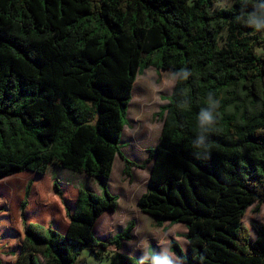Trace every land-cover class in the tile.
<instances>
[{
	"label": "trees",
	"instance_id": "trees-1",
	"mask_svg": "<svg viewBox=\"0 0 264 264\" xmlns=\"http://www.w3.org/2000/svg\"><path fill=\"white\" fill-rule=\"evenodd\" d=\"M222 1L0 0V180L62 168L95 178L101 191L68 196L53 178L61 230L27 220L29 182L21 243L4 247L8 264H76L84 250L108 264L167 260L118 252L132 223L106 242L92 234L117 208L108 189L116 157L130 179L132 168L151 165L137 207L186 226L188 254L170 242L184 264H264V219L251 224L252 240L242 222L264 205V52L255 51L264 45V0ZM150 67L175 81L157 113V142L136 164L120 140L133 85ZM150 110L142 100L135 126ZM138 131L129 136L147 142Z\"/></svg>",
	"mask_w": 264,
	"mask_h": 264
},
{
	"label": "rangeland",
	"instance_id": "rangeland-1",
	"mask_svg": "<svg viewBox=\"0 0 264 264\" xmlns=\"http://www.w3.org/2000/svg\"><path fill=\"white\" fill-rule=\"evenodd\" d=\"M231 1L223 0L218 4H220L221 8H225L231 4ZM260 36L264 39V30L261 31ZM255 51L257 54H262L264 45L262 48H256ZM174 81L171 71L156 72L152 67L143 70L137 76L127 108L126 125L123 128L120 140V150L127 160L141 164L144 161L143 159L146 158V150L155 146L162 126L161 118L157 116V113L162 106L167 104V98L172 91ZM142 100L148 101L151 110L144 118V124H140L138 127L132 121L138 112V106ZM140 127L142 128L140 129ZM137 128L139 130L137 135H149L147 142H136L129 136L135 133ZM144 128L145 130H142ZM123 169V161L116 157L108 185L111 187L109 191L112 195L118 198L120 206L115 211L104 212L96 221L92 234L98 241L106 242L108 239L101 237H114L122 233L127 226V219L129 217L134 218L133 215L125 216L124 211H127L126 209L132 204L135 206V202L147 182V170L143 169L141 171L138 170L139 168L134 167L135 172L133 175L135 180L132 183L131 179L123 174ZM53 178L57 179L62 187L65 186V192H67L68 196H74L78 187L86 188L96 195L101 194L95 178L62 168H49L43 176L22 172L0 180V236H3V240L4 237L6 238V242L0 241V259L3 263L8 264L13 260L12 256L5 254L8 248L4 247L11 243H21L19 207L24 197L25 187L29 182L32 183V190L26 208L27 220L45 226L53 223L54 227L61 230L65 228L66 219L63 215V210L57 198L53 195ZM263 207L264 205L261 206V208ZM249 217L250 215H245L243 222L249 226L250 239L252 240L254 233L248 222ZM134 223L138 224L139 222L135 219ZM7 234H12L11 238L17 239L13 241ZM129 244L126 241L122 251L126 252L127 249L129 250ZM1 249H4V251H1ZM109 251L117 252L116 249H111V247ZM130 256L135 259L138 258L134 254ZM76 264H108V262L104 258L95 259L87 250H84L78 256Z\"/></svg>",
	"mask_w": 264,
	"mask_h": 264
},
{
	"label": "crops",
	"instance_id": "crops-1",
	"mask_svg": "<svg viewBox=\"0 0 264 264\" xmlns=\"http://www.w3.org/2000/svg\"><path fill=\"white\" fill-rule=\"evenodd\" d=\"M143 160H145V159H143ZM114 162H115V160H114ZM150 167H151V165L149 164L143 168V169L147 170V172H148V174L146 175L147 182H146L143 190L140 192L139 196L142 193H144L146 190V187L148 184V179H149V174H150ZM143 169H138V170L142 171ZM134 170H135L134 168L131 169V182L132 183L135 180L134 175H133L135 172ZM122 171H121V174H122ZM112 172H113V167H112ZM112 172L110 174L108 183L111 180ZM27 173L33 174L30 172H27ZM138 187H140V185H138ZM108 188H109V190H111V187L109 185H108ZM136 203H137V200L135 202V206H134V204H132L129 206V208L126 209L127 211H124L125 216H129V215L134 216V218L129 217L127 219L128 222L126 224V225H129L130 223H132V225H131L132 230L130 232V239L127 240L130 243L129 244V250L127 249L126 252L122 251L123 246L126 243V241H123L121 243V247L118 250V252L126 254L128 256L134 254V255L138 256V258H141L144 260H150L153 256H158L161 259H163V258L168 259L169 262L172 264H184V262L182 260L178 259L176 257V255L170 249V242L175 241L178 244V246L180 247L182 253L186 256L188 254V250H189L188 241L186 239V233H187L186 226L183 223H170L169 221H160L157 218L151 217L147 214L144 215V213H142L138 209ZM119 206H120V204H119V200L117 198V208ZM252 212H253V210L250 207L246 210V213H245V215H250L249 220H248L250 225L252 223H260L263 221V219H264V207L263 208L260 207V209L257 213L253 212L252 215H256V216H252L251 215ZM135 219L138 220V222H139L138 224L134 223ZM242 222H243V219H242ZM243 224L250 231L249 226L246 225L244 222H243ZM101 238H107L108 240H110L112 238V236L111 237L105 236V237H101ZM253 238H254V236H253ZM108 240H106V241H108ZM111 249H113V248L111 247Z\"/></svg>",
	"mask_w": 264,
	"mask_h": 264
},
{
	"label": "clouds",
	"instance_id": "clouds-1",
	"mask_svg": "<svg viewBox=\"0 0 264 264\" xmlns=\"http://www.w3.org/2000/svg\"><path fill=\"white\" fill-rule=\"evenodd\" d=\"M202 121L203 122H210L211 121V116L207 113L202 114ZM154 264H168L167 260L163 261H154Z\"/></svg>",
	"mask_w": 264,
	"mask_h": 264
}]
</instances>
